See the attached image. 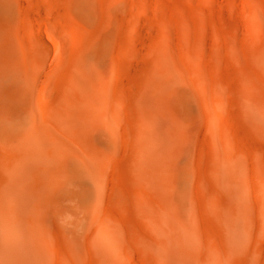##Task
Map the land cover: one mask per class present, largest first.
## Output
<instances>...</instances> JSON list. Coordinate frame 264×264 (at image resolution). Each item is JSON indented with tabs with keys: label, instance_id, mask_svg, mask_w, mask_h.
<instances>
[{
	"label": "rangeland",
	"instance_id": "obj_1",
	"mask_svg": "<svg viewBox=\"0 0 264 264\" xmlns=\"http://www.w3.org/2000/svg\"><path fill=\"white\" fill-rule=\"evenodd\" d=\"M18 163L46 264H264V0H0V222Z\"/></svg>",
	"mask_w": 264,
	"mask_h": 264
},
{
	"label": "bare ground",
	"instance_id": "obj_2",
	"mask_svg": "<svg viewBox=\"0 0 264 264\" xmlns=\"http://www.w3.org/2000/svg\"><path fill=\"white\" fill-rule=\"evenodd\" d=\"M40 42V47L42 48L41 54L43 55V59L48 61L47 59L50 60V57H52V51H51V47L50 45L43 39L39 40ZM41 55V56H42ZM89 70V69H88ZM42 72V71H41ZM64 99V98H63ZM68 100H66L67 102ZM68 103H65L64 105H62L63 107L60 109V113L58 116H60L58 118V127L61 128V130H65L70 128H74L77 126L76 125V119H75V112L74 110L70 109V106H68ZM77 116V115H76ZM148 119V118H147ZM48 120V119H47ZM152 120V119H150ZM42 121V120H41ZM44 121V120H43ZM46 121V120H45ZM149 121V119H148ZM147 121V122H148ZM153 122V121H152ZM29 123V122H28ZM51 123V122H50ZM50 123L46 124L48 126H52L54 125V123L52 122L53 125H49ZM150 123V121L148 122ZM78 124V123H77ZM155 124V123H154ZM151 125V124H150ZM149 125V126H150ZM43 127L46 128V132L54 137L55 139V144L53 147H55V151H57V149L59 147H57L59 145V142H63L64 144H67L66 142L62 141L60 138H58V136H56V134L54 133V129H52L50 127V129H48L49 127ZM148 126V125H147ZM152 127V126H151ZM54 128V127H53ZM57 128V127H56ZM52 129V130H51ZM56 131V129H55ZM75 131V130H74ZM58 132V131H57ZM150 132L152 133L149 137L154 138L151 139V146L150 148H154L156 145V143H163L166 140H168L162 133H160L159 131H157L156 129L152 128L150 130ZM169 134V133H168ZM171 134V133H170ZM58 135V133H57ZM73 135V134H72ZM71 135V136H72ZM148 137V138H149ZM66 138V136H65ZM51 139V138H50ZM64 139V136H63ZM67 139V138H66ZM154 140V143L152 142ZM158 142H157V141ZM170 140H168L169 142ZM70 142V140H69ZM35 143V142H34ZM37 145L39 146L40 142H37ZM148 144V147H149ZM36 145V144H35ZM153 145V146H152ZM147 146V145H146ZM158 147V146H157ZM156 147V150H157ZM52 148V147H51ZM57 148V149H56ZM149 148V149H150ZM162 148V147H161ZM54 149V148H53ZM148 149V148H147ZM150 149V150H151ZM155 149V148H154ZM153 150V149H152ZM51 151V150H50ZM149 150H147V153ZM155 152V150L153 151ZM150 151V154L153 153ZM161 152V151H159ZM162 153V152H161ZM160 153V154H161ZM156 154V153H155ZM16 155V154H15ZM158 155V154H157ZM31 157V156H30ZM143 157V156H142ZM147 157V156H146ZM161 157V156H159ZM57 158V157H56ZM82 160H83V156H81ZM150 158V157H149ZM149 158H146L147 160ZM155 159H157L155 157ZM162 159V158H160ZM42 161V160H41ZM45 161V160H44ZM160 161V160H159ZM155 160L153 158H150V162L148 161V163H150V165H154ZM166 162V161H165ZM142 164V163H141ZM148 164V166H150ZM165 165V164H164ZM167 165V164H166ZM22 166V167H21ZM144 166V165H143ZM23 164H14L13 167H11L10 172H9V177L12 182H13V186L11 187H5L4 192L6 195L11 196L12 199V203L14 206V214L16 216V221L10 223L7 222H0V242H2L4 240V231H7L8 233H10L12 230L14 231H18V235L16 237H14L13 239H11V241L8 244V251L13 252L14 254L12 255H7L4 254L0 251V264H46L48 262V255L47 253L44 251L45 249H43V245H45V240L42 237V231L39 228H34V227H30L27 222H26V217L27 215H30V211H29V206L31 205V203L33 204V200L31 198V194H30V188L27 187V185L25 184V177H23V175L25 176V174L28 172L29 168L24 167ZM61 168V167H60ZM22 170V171H21ZM57 170H58V166H57ZM60 170V169H59ZM157 170V169H156ZM231 170V169H230ZM143 171V169H142ZM164 171V170H163ZM167 171V170H166ZM26 172V173H25ZM139 172V171H138ZM145 172V171H144ZM159 172V171H158ZM25 173V174H24ZM29 173V172H28ZM143 173V172H142ZM168 173V172H167ZM39 176V175H38ZM37 176V177H38ZM144 176V174H143ZM154 176V175H153ZM167 177V176H166ZM4 178V177H3ZM167 179V178H166ZM164 180V179H163ZM38 181V180H37ZM167 182V181H166ZM165 183V182H164ZM34 185V184H33ZM48 188V187H47ZM35 194V191L34 193ZM44 194V193H43ZM9 199V198H8ZM7 199V200H8ZM41 201V199H40ZM43 202V201H42ZM41 202V204H42ZM40 203V202H39ZM43 205V204H42ZM41 205V206H42ZM40 206V207H41ZM40 210V209H39ZM39 213V212H38ZM43 212H41L42 214ZM44 215V213H43ZM31 216V215H30ZM43 217V216H42ZM40 217V219L42 218ZM236 217V216H234ZM38 218V217H37ZM259 218H261L260 216L256 217V219L260 220ZM39 219V218H38ZM28 221V220H27ZM31 221V220H30ZM163 221V220H162ZM166 221V220H165ZM173 221V220H172ZM153 222V221H152ZM40 223V222H39ZM179 225V224H178ZM36 226V225H34ZM98 226V225H96ZM160 226V225H159ZM185 226V225H184ZM37 227V226H36ZM99 227V226H98ZM158 227V226H157ZM168 229L162 227V232H168L169 230H171L173 233H170L171 235L174 234L176 236V238H181V236L184 235L183 231L180 232V235L178 234L179 230L178 226L176 224H174V226H172L171 229H169V226H167ZM161 229V228H160ZM191 230V229H190ZM101 231V230H100ZM99 231V232H100ZM231 233V232H230ZM100 239H106V233L105 232H100ZM169 234V235H170ZM99 236V235H98ZM45 237V236H44ZM99 239V240H100ZM181 241V239H179ZM47 241V240H46ZM98 241V240H97ZM179 241V242H180ZM182 242V241H181ZM159 244V243H158ZM1 249V248H0Z\"/></svg>",
	"mask_w": 264,
	"mask_h": 264
}]
</instances>
